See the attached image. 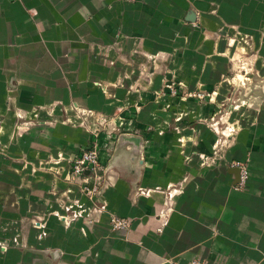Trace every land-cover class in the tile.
<instances>
[{"label":"crops","instance_id":"obj_1","mask_svg":"<svg viewBox=\"0 0 264 264\" xmlns=\"http://www.w3.org/2000/svg\"><path fill=\"white\" fill-rule=\"evenodd\" d=\"M190 5L198 12L197 28L186 20ZM214 5L218 10L211 15ZM222 23L252 33L261 48L264 0H0V239L10 247L6 254L0 250V264H48L49 250L62 252L58 264H264V108L240 119L226 150L228 161L249 162L248 184L236 190L240 179L232 169L204 167L196 155L210 154L217 140L204 122L214 106L182 104L198 125L195 132L182 130L186 143L180 144L176 132L160 133L172 113L166 109L170 100L154 93L164 78L136 82L142 59L134 46L142 39L143 53L173 57L168 70H176L183 83L218 86L228 65L213 53L214 60L207 59L211 47L203 30ZM258 68L264 72L261 61ZM98 81L123 86L109 99L95 86ZM136 86L141 90L129 93ZM219 91L224 97L225 90ZM54 102L121 112L123 130L146 139L141 160L131 164L122 157L113 164L102 195L107 213L93 225L87 220L89 200L78 183L65 181L70 159L92 137L81 129L39 124L14 139L8 104L29 109ZM150 127L157 131L147 133ZM116 138L100 136L104 167ZM60 153L66 160L58 166L33 171ZM71 200L82 217L67 227L55 213ZM33 216L46 219L43 237L30 222ZM112 216L130 220V228L112 230Z\"/></svg>","mask_w":264,"mask_h":264},{"label":"rangeland","instance_id":"obj_2","mask_svg":"<svg viewBox=\"0 0 264 264\" xmlns=\"http://www.w3.org/2000/svg\"><path fill=\"white\" fill-rule=\"evenodd\" d=\"M120 1L126 3H143L145 0ZM217 10L218 6L214 5L209 14L215 15ZM197 15L198 12L196 8L190 5L188 7V18L186 20L188 23L193 24L195 28L199 27ZM229 30L233 32H229ZM203 32L204 38L208 40L211 47V52L208 50L209 58L207 59L213 61V53V56L221 58L222 61L228 65L226 72L221 75L222 80L218 86L208 89L200 85L188 86L183 83L177 77L176 70H168V65H174L173 57L162 52L143 53L144 42H142V39L135 43L134 46V52L140 54V59H142L139 60V65L137 67L138 76L136 82L144 81L151 85L153 80L156 79V75H160L161 78H164L161 83V88L154 93L158 98L165 97L167 100H170L168 105H166V109H168L170 113L172 111V113L170 122L167 123L166 128H161L160 133L163 134V130L166 129V131L176 132L180 136L178 138L180 144L186 143V140L182 136V130L190 129L195 132L196 126L198 125V121L190 117V113L187 109L181 107L182 104L187 105L189 102H196L203 105H213V115L204 122L206 126L216 134L217 140L210 154L194 153L201 160V164L204 167L215 168L225 166L230 169L245 168L250 176L248 160L228 161L226 158V150L231 148L233 140L241 129L242 120L240 119H243L249 111L256 112L264 108V72L260 71L258 68L260 61L264 66V38L261 48L258 49L256 48V43L259 44L260 40L252 33L245 32L237 26L222 23L216 30H211L210 32L203 30ZM116 40H118V36ZM216 44L217 50L214 53L212 49L214 45L216 47ZM112 46L109 47L113 48ZM221 49H225V51H221ZM115 50L124 53V51L119 50L118 47H116ZM123 60H125V57H123ZM106 62L111 66L115 65L114 60H106ZM95 86L100 88L103 94L109 99H114L115 95L113 89L122 87L123 85L104 84L98 81L95 83ZM72 87H74L73 84ZM221 87L225 90L224 97L220 95L219 89ZM13 89L14 87L12 90ZM135 90L140 91L141 89L138 86H136V88L129 87V93H138ZM219 98L221 100H219ZM8 105L14 112V139L22 138L27 132H30L33 127L39 124L46 126L62 125L74 129H81L92 137L87 145L82 146L80 153L77 154L75 158L70 159V170L65 177V181L70 184H72V182L78 183L79 192L85 196L91 204L89 210L90 214L87 220L92 225L96 224L99 215L107 213L106 206L102 202V195L105 181L109 177V172L113 164L122 157L130 160L131 164L133 159L141 160L146 145L144 135L140 133L131 134L128 133V130H123V128H126L125 118L122 116L121 112L118 111L117 113H108L102 110L82 107L77 103L66 106L62 102L33 106L29 109H22L15 105L11 106V104ZM234 115H237L238 119H233ZM155 130L156 129L150 127L147 133L155 132ZM103 134L109 137H117L115 149L113 153H111L107 167H104L101 163L100 136ZM192 142L195 143L196 139ZM129 147L130 150H127ZM88 150L97 152L99 167L95 174L89 173V178L83 182V179L72 174V168L74 161ZM187 158L191 159V157ZM22 160L24 165L27 166L28 160ZM65 160L66 158L62 153L57 154V156H51L47 158L45 162L41 163L39 168H33V171L36 172L39 169L51 170L52 167L58 166ZM232 166L235 167L232 168ZM96 175L101 178L99 181L101 188L99 194L93 196L88 193V188H90ZM247 184L248 181L246 185L243 186H238L237 184L235 189L243 190L246 188ZM77 203L78 202L74 203V205H79ZM74 205L72 204V200L64 202L62 203L63 211L55 213L60 222L67 227L71 226L72 222L82 217L80 212L81 208L79 207V211L74 210L76 207ZM113 217L120 218L117 216H112L111 218ZM30 222L34 228L41 231V237H43L45 235L44 227L46 225V219L42 216H33ZM4 229L5 228L0 227V230ZM20 248L22 247L18 249ZM9 249L10 247L5 240L0 239L1 252L6 254ZM45 252V254L49 256L48 264H58L62 256L61 251L49 250Z\"/></svg>","mask_w":264,"mask_h":264},{"label":"built area","instance_id":"obj_3","mask_svg":"<svg viewBox=\"0 0 264 264\" xmlns=\"http://www.w3.org/2000/svg\"><path fill=\"white\" fill-rule=\"evenodd\" d=\"M99 167V160H98V154L96 151L88 150L84 152L77 160L73 163L72 168V174L78 178L83 179V182L86 181L90 176L87 174V172H90L92 174H95ZM235 166H232L234 168ZM240 169V182L238 183V186L246 185L248 179H249V172L245 168H239ZM100 177L96 175L95 179L93 180L90 188H88V193L93 196H97L100 192ZM110 224L112 226V229L115 231H126L130 228L131 222L127 219L122 218H111ZM174 264H180V263H174ZM189 264H212L207 261H201V260H193Z\"/></svg>","mask_w":264,"mask_h":264},{"label":"water","instance_id":"obj_4","mask_svg":"<svg viewBox=\"0 0 264 264\" xmlns=\"http://www.w3.org/2000/svg\"><path fill=\"white\" fill-rule=\"evenodd\" d=\"M193 20V19H192ZM136 144V143H134ZM137 145V144H136ZM134 161H138L139 159H133ZM90 172H87V174L89 175ZM232 173L235 174L236 178L239 180L240 179V169L236 168V169H232Z\"/></svg>","mask_w":264,"mask_h":264}]
</instances>
